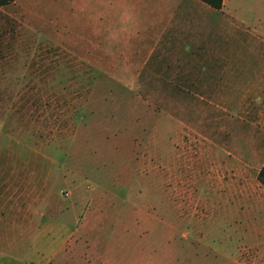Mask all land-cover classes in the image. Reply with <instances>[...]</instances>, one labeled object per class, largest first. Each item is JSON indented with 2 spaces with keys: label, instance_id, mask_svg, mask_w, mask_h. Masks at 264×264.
<instances>
[{
  "label": "rangeland",
  "instance_id": "obj_1",
  "mask_svg": "<svg viewBox=\"0 0 264 264\" xmlns=\"http://www.w3.org/2000/svg\"><path fill=\"white\" fill-rule=\"evenodd\" d=\"M27 22L0 3V264H264V42L218 90Z\"/></svg>",
  "mask_w": 264,
  "mask_h": 264
},
{
  "label": "crops",
  "instance_id": "obj_2",
  "mask_svg": "<svg viewBox=\"0 0 264 264\" xmlns=\"http://www.w3.org/2000/svg\"><path fill=\"white\" fill-rule=\"evenodd\" d=\"M12 1L27 12L28 26L58 27L76 58L129 54L140 61L125 67L218 90L228 89L224 77L242 73L231 67L233 44L246 35L264 42V0H222L219 8L204 0Z\"/></svg>",
  "mask_w": 264,
  "mask_h": 264
},
{
  "label": "trees",
  "instance_id": "obj_3",
  "mask_svg": "<svg viewBox=\"0 0 264 264\" xmlns=\"http://www.w3.org/2000/svg\"><path fill=\"white\" fill-rule=\"evenodd\" d=\"M8 0H0V3H3ZM208 2L210 5L219 8L222 4V0H204ZM257 178L258 180L264 185V162L260 166L258 172H257Z\"/></svg>",
  "mask_w": 264,
  "mask_h": 264
}]
</instances>
